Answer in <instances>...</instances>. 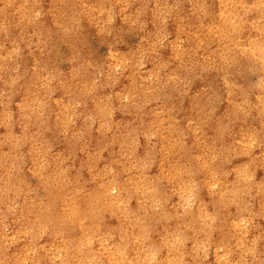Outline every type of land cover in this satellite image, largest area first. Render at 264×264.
Instances as JSON below:
<instances>
[{"label":"rangeland","instance_id":"374dc122","mask_svg":"<svg viewBox=\"0 0 264 264\" xmlns=\"http://www.w3.org/2000/svg\"><path fill=\"white\" fill-rule=\"evenodd\" d=\"M26 1L11 0L0 23L5 54L18 43L9 15L24 29L21 46L33 51L2 68L0 132L20 103L25 109L21 122L10 116L0 168V264L6 253L23 258L25 250L46 248L56 262L62 259L57 246H63L64 226L58 223L49 237L37 224L60 201L40 181L42 164L30 163L29 146L61 175L58 190L69 208L84 207L99 184L113 179L151 193L155 211L167 193L178 216L196 212L203 193L200 216L213 215L204 222L212 224L217 242L202 243L197 253L184 249L181 263L172 264H264V176H234L248 164L238 145L258 163L264 156V10L257 20L261 31L252 28L254 50L241 41L240 30L250 4L261 0H224L230 19L208 0H29L33 24ZM64 26L68 30L56 32ZM195 38L197 47L182 51ZM217 43L221 48L213 53ZM31 68L39 81L22 103L20 85ZM120 195L123 189L110 190ZM132 209L141 213L139 206ZM97 222L103 243L111 240L122 253L127 243L118 230ZM189 231L188 224L164 221L153 241L143 240L141 227L134 238L157 253L168 238L187 247ZM92 256L94 264H104L97 251ZM150 264L170 263L156 257Z\"/></svg>","mask_w":264,"mask_h":264},{"label":"bare ground","instance_id":"6f19581e","mask_svg":"<svg viewBox=\"0 0 264 264\" xmlns=\"http://www.w3.org/2000/svg\"><path fill=\"white\" fill-rule=\"evenodd\" d=\"M10 1L11 0H1L0 2V23L3 22L2 19L4 16V9L8 8ZM223 2L224 0H208L210 5H215L216 12L222 10L221 14L223 17L230 19L233 16L231 8L229 4L226 3V5H224ZM263 10L264 0H261L260 4L253 1L249 6L248 14L242 19V22L246 26L240 28L243 39L241 41L248 43L249 51L254 50L257 45V41L255 40L256 33L252 30V28L256 27L259 31H261V25L257 20ZM24 11L27 13V22L29 24L37 22L35 13L31 10L29 0L25 3ZM6 18L11 21L13 26L11 31L13 34H16L18 43L12 46L11 52L6 54L4 53L3 48L0 47V83L3 78L2 68L5 65L10 64L14 59L20 57L25 50L30 54H33L31 49L21 46V37L24 35V29L21 27L20 22L15 23L12 19V15L7 16ZM55 30L59 33L61 30L68 29L64 26L62 29L57 28ZM229 38H231V36ZM196 42H199V40H196V38L192 39L188 46L182 48V51H190L192 47L196 48ZM220 48L221 45L218 43L212 45V52L217 53ZM38 81L39 74L31 68L30 77L24 80L20 85V99L23 100L22 103L30 101L32 88ZM22 105L23 104L20 103V106L17 107V111L9 114L8 120L2 125L3 133L0 132V168L2 167L5 153L8 150L6 142L11 137L12 117H14L17 121H22L20 111L25 109ZM1 116L2 115H0V118ZM48 122L52 124L54 122L53 118H49ZM26 141L27 134L25 133L21 138L22 148H26ZM262 144L264 154V139ZM26 149L30 163L36 162L42 164L41 168L43 170V178H40V181L44 183V185H46L54 193L56 199H59L60 201L59 206L50 211V215H48V217L44 215L42 218L43 221L40 219L37 224L44 226L48 236L51 237L54 235V231L58 223H61L64 226L61 239L65 244L62 242V247L60 245L57 246V249L62 255V259L58 262L53 259L52 252L46 248L44 250L41 249L38 252H27L25 250L23 258H20L18 253H6L4 264H42V262L45 264H94L92 258L93 251L98 252L101 256L99 257L102 258L104 264H150V261L156 257L165 263L168 262L172 264L171 261H175L177 263L181 261V252L184 249L197 253L200 250V245L202 243L209 246L217 242V239L210 235V227L212 224L210 222H204V219L212 217L213 215H208L206 218H204L203 215L200 216L201 206L205 201V195L203 193L199 194L197 197L196 212L178 216L177 205L174 202L171 203L169 197L166 195L167 193H161L164 196L165 202H162L163 207L161 210L155 211L148 204V199L152 195L151 193L135 188L129 181H126L125 183H116L113 179L109 183L99 184L93 194V197L87 204L84 205V207H79L75 203L73 207L69 208L63 203L64 193L62 190H58V187H61L62 183L61 175L57 173L56 169L49 168L47 158L43 157V160H40L30 146ZM236 150L247 156L246 163L248 164L241 169H236L234 172L235 177L244 178L250 175L257 177L264 176V156L258 163L255 159L249 157L246 151H242L241 145H238ZM46 171H48L49 174H52L56 181L53 180L51 175H48L46 178ZM199 181L205 188L207 184L205 179H200ZM118 187L124 190V195L110 196V190ZM158 197L159 195L153 194L152 199L155 200V203H158ZM209 201L214 204L218 202L216 198L209 199ZM131 203H133L132 206ZM134 206L140 207V214L133 213L132 207ZM213 214H215V212H213ZM144 217L149 219V224H152L153 226L148 227V225L144 222ZM97 220H100L103 227L110 232L118 230L121 234L120 236L122 237V240L127 243L122 249V253L119 252L117 248L112 246L113 243L111 240H108L106 244L103 243ZM84 221L88 223L85 227L82 225L84 224ZM164 221L171 224L180 222L189 225V232L191 235H189V243L187 247L183 248L180 241L178 242L173 238H168L160 242L161 245L159 246V250L161 252L158 251L157 253H153L149 248H147L148 246L146 247L144 243L141 244L134 238L137 237L135 235V231L141 227L144 231L143 240L148 242L153 241L154 234L158 231L160 224ZM157 222H159L158 226ZM82 246H85V248H82ZM138 256H141V260H139L140 258H138Z\"/></svg>","mask_w":264,"mask_h":264}]
</instances>
